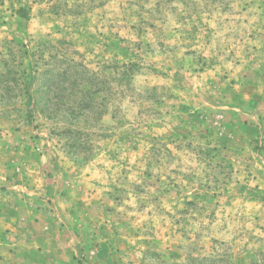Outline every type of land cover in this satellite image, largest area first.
<instances>
[{"label":"rangeland","instance_id":"1","mask_svg":"<svg viewBox=\"0 0 264 264\" xmlns=\"http://www.w3.org/2000/svg\"><path fill=\"white\" fill-rule=\"evenodd\" d=\"M36 202L0 264H264V0H0V203Z\"/></svg>","mask_w":264,"mask_h":264},{"label":"crops","instance_id":"2","mask_svg":"<svg viewBox=\"0 0 264 264\" xmlns=\"http://www.w3.org/2000/svg\"><path fill=\"white\" fill-rule=\"evenodd\" d=\"M4 209L3 211L0 210V223H4V224H7V223H14L15 220H18L19 217L21 216V214H24L25 213V209H28L29 210V214H28V217L30 218H34V220L36 221L37 218H40L43 216L44 214V211L39 207V203L36 202V205H31V204H27L26 207L22 208L21 212H20V207L19 209L17 208L16 204L14 205H7V204H4V203H0V209ZM8 212H6V210ZM15 211H17L15 213ZM70 214L73 216V212H72V208H70ZM26 239V238H24ZM29 239V237H28ZM38 252L39 253H42L41 252V249L40 247L37 248ZM25 250H23L24 252ZM33 251L30 250L29 252V255L32 253ZM26 253V252H24ZM37 264V263H36Z\"/></svg>","mask_w":264,"mask_h":264}]
</instances>
